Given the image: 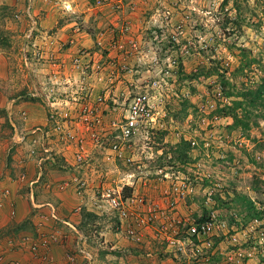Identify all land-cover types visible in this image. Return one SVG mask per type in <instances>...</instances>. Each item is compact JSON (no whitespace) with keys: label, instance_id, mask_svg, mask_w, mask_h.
I'll return each mask as SVG.
<instances>
[{"label":"crops","instance_id":"obj_1","mask_svg":"<svg viewBox=\"0 0 264 264\" xmlns=\"http://www.w3.org/2000/svg\"><path fill=\"white\" fill-rule=\"evenodd\" d=\"M25 1L27 0H0V9L9 4L14 7L23 6ZM134 1L137 4V11L130 10L128 4V7L116 10V0H103L101 5L97 4V0H33L31 3L30 14L38 22V33L34 40H28L26 39L27 31L25 32L23 50L26 48L33 55L34 44H38L44 53L38 61L25 60L24 64L29 72L31 70V74L32 72L35 74L36 79L32 82L40 86L53 85L55 74L61 77L59 85L55 84L59 97L56 99L62 102L65 99L70 101L68 108L72 110V127L75 126L74 129L79 134L87 135V132L83 130L82 122L79 121L83 104L98 107L100 114L108 122L122 113L119 112L120 110L116 114L113 112L112 108L115 105L120 109L125 108L130 94L146 91L147 87H150V81L158 76L160 67L153 63V58L156 56L155 50L159 48L167 53L168 45L166 41L162 42L155 37L156 32L163 31L159 28L160 23L154 26L155 24L149 18L153 8L157 5V0ZM19 18L21 20L16 22V27L13 23L9 25L7 22L6 25L16 30V33L25 31L28 26L22 21L26 17L20 16ZM8 19L9 17L4 18L6 21ZM176 22L173 20L174 24ZM124 25L129 26L128 31L124 30ZM167 30L169 32L173 29L167 28ZM47 33L52 35L49 37L53 39L52 45L48 43ZM101 34L103 36L102 47L97 45ZM114 41L119 42L122 47L113 46ZM132 42H137L139 49H135ZM82 49L90 51L91 57L88 60H91L94 66H106L111 61L116 63L114 67L108 64L100 73L101 78L94 76L88 79L83 89L75 83L79 78V73L73 69L72 63ZM50 55L55 59V63L50 62ZM164 62L165 60H162V63ZM197 63L198 60L194 56L187 60L184 59L181 65L182 72L183 70L193 71ZM122 65H127L129 70H123ZM111 75H113L112 79H110ZM175 75L178 76V71H175ZM69 77L73 79V83H67ZM183 86L187 89V85ZM190 86H188V91L180 89L183 96L179 97L181 99H176L173 92L169 95L166 90V102H173V107H166V116L162 118L168 123L165 129H155L149 141L142 138L138 143L137 141L134 143L136 150L145 149L148 142V148L158 152L154 160L144 163L145 167L153 168L156 164H166L164 155L160 153L168 151L173 153L182 141H189L193 137L198 141V145L192 146L187 151V162L182 163L176 160L175 154L174 165L183 169L185 163H192L202 175L209 173L204 172L202 166L204 163L213 162L214 156H218L215 149L223 145L221 138L227 134L225 130L232 119L228 118L226 126L222 127L220 132L214 131L210 135L211 132L209 130L206 132L207 128L204 124H197L196 114L191 109L182 116L178 103L186 98L185 96L191 97L189 99L194 103L199 102L206 92L200 85H195L198 89L193 91ZM31 89L26 93L23 89V92L16 98L10 100L5 98L6 101L2 107H5L7 113L2 109L0 111V264H12L14 261H19L20 264H171L177 254L159 245L152 229L144 230V240L141 243H135L120 233L117 229L118 222H116V234L109 230L104 233V224L97 227L93 236L83 229L85 228L82 224L83 221L85 222L84 211L92 209L84 208L82 203L85 200L83 201V198L75 194L73 187L61 189L58 186L60 182L69 179L74 173L71 171L73 168L68 166L69 161L48 160L44 162L43 172H41L38 156L42 151L39 146L38 153L34 157L29 155L32 133L25 143H17L16 133H30L36 126L49 128L52 124L49 121L52 108L42 103V100L30 97ZM100 97L104 98L102 102L99 101ZM62 110L64 109L60 111ZM22 112L25 113V117L22 116ZM13 130L15 134L11 139L8 133ZM55 141H58L56 135L51 134L48 142L54 150L65 151L64 155L69 151L68 153L73 155V147L69 145V147L60 148V144ZM89 146L93 148L91 144ZM251 155L250 150L248 156L243 155L249 163L246 167L260 170L259 166L254 165ZM102 161L104 162L105 159L102 158ZM57 163L62 166L63 170L58 172L54 170L53 166H57ZM106 165H108L107 162ZM116 166L113 163V168H110L109 172L112 169H114L112 172L116 171ZM233 170L234 168L232 172ZM221 173L222 175L218 177L222 181V187L217 191L212 202H206L205 199L207 186L211 184L207 178L198 182L195 195L179 202L173 209L168 208L167 193L170 186L168 180L153 176L149 182H144L139 177L132 189L134 194H145L150 201L158 202L168 212L170 218H201L212 209L221 212L226 217L231 216L233 212L244 210V207L234 202V197L239 194L254 199L257 207L264 205L259 201L261 195L264 196V191L253 184L249 173L243 172L239 176L226 172ZM87 176L89 178V174ZM212 177L216 178L213 175ZM260 177L264 180V175ZM78 205H82L81 209L73 212ZM245 212L237 215L236 221L238 222H233V224L245 225L242 224ZM231 232L236 233L247 248L257 243V232L246 233L244 228L238 230L232 228ZM104 234L109 235L106 237ZM24 236H31L39 241L40 252L37 256L27 246L21 244ZM82 236H84L83 239H81ZM42 238L49 241V246L44 247L40 240ZM97 245L100 247L98 248ZM229 245L226 235L215 237L212 262L208 264H224V253ZM79 246L91 252L93 259L88 260L85 255L79 253ZM106 248L107 250L104 251ZM44 254H46V259H43ZM262 258L258 250L246 264H256Z\"/></svg>","mask_w":264,"mask_h":264},{"label":"built area","instance_id":"obj_2","mask_svg":"<svg viewBox=\"0 0 264 264\" xmlns=\"http://www.w3.org/2000/svg\"><path fill=\"white\" fill-rule=\"evenodd\" d=\"M124 0H116V10H121ZM141 2H148L150 0H140ZM202 2L200 0H190L191 4ZM204 1V0H203ZM224 0H209L211 4H221ZM129 8L132 11H137V4L134 0H129ZM103 0H97V4L101 5ZM184 0H157V5L153 8L149 18L154 26L160 23L159 28L163 31L156 32V38L160 41L172 42L168 45V53L165 62L157 55L153 58V63L159 65L158 76L150 81V87L140 93L130 94L125 104V108H118L116 105L112 108L113 112H122L118 117L111 118L106 122L100 114L98 107H91L88 104H83L82 113L79 116V121L83 124L85 134H79L75 131V126L72 127L73 119L71 118L70 101L65 99L63 102L57 100L56 86L59 85L61 77L54 75L55 82L49 87L35 86L37 88L31 89V97H36L44 101L51 111L49 113V121L52 122L49 128L43 126L34 127L30 133L18 132L17 143L23 144L28 140V136L32 133V146L29 150V155L35 156L38 153V146L42 151L39 153L38 165L40 171L43 172V164L48 160H54L56 152L50 146L49 136L57 134L60 140H63L66 147H73L72 160L69 161V168L74 173L69 179L63 180L58 184L59 188L66 189L73 187L75 193L82 195L89 189L98 194V201L107 205L118 220L117 229L125 237L135 243H141L144 240V230L152 229L154 238L159 242L164 249H171L177 256L171 264H208L212 262V256L215 250V237L226 235L229 247L224 253V264H246L247 261L254 256L256 251H260L262 259L256 264H264V206H258L263 211L260 217H255L239 226L234 223L231 224L228 217L222 215L221 212L212 209L205 217L201 218H170L168 212L160 206L158 202L150 201L145 194H134L133 189L137 184L138 178L142 181L149 182L153 176H158L160 179H165L170 182L168 190V208H175L179 202L188 199L195 195L198 182L207 178L211 184L207 186L205 192L206 202H212L215 194L218 191V183L212 184L213 177L211 173H199L197 168L192 163H186L183 169L175 166L174 155L172 152H161L164 155L166 164H156L153 168L145 167L144 163L152 161L158 155L149 149L148 142L145 149H135L134 143L139 137L146 141L155 129H165V121L162 120L166 116V90L168 88V79L174 75L176 69L180 67L184 60L185 54L189 53L186 45L180 41V36L184 33V20L193 18V12L197 11V7L193 5L192 11L185 12ZM190 8V7H189ZM29 15L30 14V11ZM211 14V11H205ZM195 17V16H194ZM179 20L173 23V20ZM174 24V25H173ZM175 26V27H173ZM172 28V31L167 30ZM165 29V30H164ZM125 31L129 30V26L124 27ZM38 33V22L33 19L26 39L34 40ZM51 33H47L46 37H51ZM170 37V39H169ZM41 38V37H40ZM42 39V38H41ZM49 45H52L53 39H48ZM97 45L102 47L103 36H99ZM113 46L122 47L119 42L114 41ZM135 49H139L137 42H132ZM34 54L36 57H42L44 50L38 44H34ZM51 63H55V59L49 56ZM91 53L88 49H82L78 55L73 59V69L79 73V78L75 82L81 89L86 87L88 79L96 76L101 78L104 68L108 66L114 67L115 61L108 62L106 66H94L91 60ZM123 70H129L127 65H122ZM113 75L110 76V79ZM67 83H73V79L69 77ZM216 96L218 98H225L221 89L217 90ZM104 98L100 97L99 101ZM212 106V104H211ZM64 109L60 111L61 109ZM203 110V109H202ZM204 111V110H203ZM25 116V113L22 112ZM222 115L214 114L208 118L207 115L201 118V122L213 129L215 125H220L223 120ZM207 123V124H205ZM222 125V124H221ZM83 132V133H84ZM51 138V137H50ZM192 146H197L198 141L191 137L189 139ZM206 142H209L206 140ZM49 144V145H47ZM93 148H90L89 145ZM96 152V153H95ZM99 160L97 155H99ZM105 160L117 163L116 171L111 170L112 173L119 172V176L109 174V169L103 168L100 165L102 157ZM66 155L63 154L62 158ZM66 160V159H65ZM68 161V160H67ZM119 165L121 170L119 171ZM93 173L98 184H90L87 174ZM111 173V174H112ZM41 176V175H40ZM87 176V177H86ZM106 178V179H104ZM109 180L108 184L104 181ZM130 188V193L127 192ZM81 205L75 208L79 211ZM241 224V223H240ZM244 224V223H242ZM232 228H244L246 233L257 232V243L250 248L244 246L240 237L236 233H232ZM55 238V237H54ZM84 236L81 237L83 239ZM44 247L49 246V241L46 238L40 239ZM23 246H27L36 256L40 252V243L31 236H24L21 240ZM78 252L85 255L88 260L93 259L91 252L86 250L83 246H79ZM46 259V254L43 255ZM73 260V258H72ZM12 264H20L19 261H14Z\"/></svg>","mask_w":264,"mask_h":264},{"label":"rangeland","instance_id":"obj_3","mask_svg":"<svg viewBox=\"0 0 264 264\" xmlns=\"http://www.w3.org/2000/svg\"><path fill=\"white\" fill-rule=\"evenodd\" d=\"M32 1L33 0L25 1L23 6L16 5L14 7V5L10 6L9 4L0 9H5L3 12L0 11V111L2 109L5 113H7L6 109L5 107H2V104L6 101L5 98L9 100L16 98L23 92V89H25L26 93L31 87L35 89L40 86L38 83L36 84V82H32L36 79L35 74L34 72L31 74V70L29 72V69L24 64L25 60L38 61V57H36L34 52L32 53L33 55H31L26 48L23 50L25 32H28L33 21L32 16L29 15L28 12L31 11ZM200 1L202 2L198 1L196 4H191L190 0H184L185 12L192 11L191 7H193V5L197 7V11L192 13V19L183 21L185 31L180 36L181 43L186 45L189 49V53L185 54L184 59L187 60L194 56V58L198 60V65L191 72L183 70L181 75L179 72L180 67L178 70L176 69V71H178V76L173 72L174 75L169 77L167 92L169 95L173 92L176 99H181L179 97L183 96L181 95L182 90L180 89H185L183 85H187L185 91H188V86L190 85H192L190 86L191 90L198 89L195 85L203 87L206 92L202 95L203 99L199 102L194 103L190 100L191 97L185 96L186 99L196 107V112H193L191 104L183 110V106H181L182 102L178 103L182 116L188 113L189 109H191L192 112L196 114L197 124L203 125L204 123L201 122L203 116L207 115L209 118L215 114L213 111L218 105H220V103L222 105H230L233 101V98L226 97L224 93L225 98H218L216 96L218 89H221L223 92L221 84L222 78L220 77V74H224L226 79L230 80V83L234 84L237 89H241L244 82L254 84L256 81H259L261 75H263L262 68L258 61L261 60L264 64V0H224L221 4H211L208 2L209 0ZM123 2L122 9H124L127 4L129 6L128 0H124ZM205 11H211V14H208ZM20 16L26 17L22 21L25 22V25L27 23L28 26L25 31L16 33V30L14 31L10 26L7 27L6 25L8 22L9 25L13 23V26L16 27V22L21 20L19 18ZM5 17H9V19L6 21L4 20ZM176 21L178 22L179 20ZM125 26L127 25H124V27ZM166 45H168V41H166ZM241 49H246L249 57L248 59H256V61H254L250 67L239 72L238 70L243 61V52ZM155 51V54L160 57L161 60H165L170 54H176L173 52L165 53L164 50L159 48ZM214 66L220 68V70H218L219 73L216 70L214 71ZM199 69L204 71V75L196 77L195 79H187V77L197 73ZM30 92L29 96L31 97ZM34 98L39 100V98ZM170 102L165 101V107H173V102ZM42 103L46 104L44 101H42ZM228 118L231 117L224 116L220 125L216 124L213 129H210L205 125L207 128L206 132L209 130L211 132L210 135H212L214 131L220 132L222 127L226 126ZM167 124L168 123L165 122V125ZM225 131H227V134L221 138L224 146L222 145L220 148L215 149L218 156H214L212 159L213 162L210 161V163H204L202 169H204V172L207 171L216 177L213 178V184L218 183V191L222 187V181L218 177L222 175L221 172L230 173L235 176H239L243 172L249 173V177L252 179L253 184L264 191V180L260 177L261 175H264V120H259V125L253 126L247 134L243 133L240 129L229 130L227 128ZM8 134L11 136V139H13V135L15 134L14 130L12 132L10 131ZM56 137L58 141L55 142L60 144V148H66L67 145H65L64 141L60 140L57 134ZM140 139L142 138L139 137L136 139L137 143ZM209 140H212V138H209ZM253 144L255 145L253 146ZM249 150L252 154L251 157L254 165L256 164L259 166L260 170L246 167L249 163L247 158L243 157V155L248 156ZM56 151L57 150L55 149L54 152ZM63 152L65 153V151L59 152L58 150L53 161L56 162L59 159H66L68 161L72 160L73 155L71 153L69 154V151L66 152L65 157L61 158ZM99 156L100 154L97 155L98 160ZM102 158L105 159V156L101 157L100 160H102ZM205 158H207V156H205ZM105 161L108 165H106ZM105 161H100L102 163L100 165H103L101 166L103 170H105V168H108L109 170L110 168H113V163L111 161ZM58 163L56 164L57 166H53L54 170H57V172L63 170V168H61L62 166H60V164L58 165ZM114 164L116 166V163ZM121 167L123 168V166L119 165V171L121 170ZM232 168H234V172H232ZM253 172H257L258 174ZM93 173L96 172L93 171ZM112 174H115L116 177L119 176V172H114ZM112 174L110 173L107 177H110ZM89 178L90 184H98L97 182L99 181H96V176L91 174V172L89 173ZM108 182L109 180H106L104 181V184L106 185ZM76 195L83 198V201L85 200L83 202L84 204L82 203L84 208L87 209V207H90L92 209L89 211L85 210L93 215H90L89 218L86 216L85 222H82V224L85 225V228L88 225L85 229L87 233L93 236L97 227L101 225L103 226L104 224V233L109 230L116 234V222H118L116 215L108 209L105 203L98 201L99 195L94 193V189L92 191L89 189L82 195ZM259 201L264 203L263 195H261ZM73 212H77L75 211V208ZM229 218L230 217L228 216V220ZM104 235L107 237L109 234ZM97 247L99 248L100 246L97 245ZM106 250L107 248L104 251Z\"/></svg>","mask_w":264,"mask_h":264},{"label":"trees","instance_id":"obj_4","mask_svg":"<svg viewBox=\"0 0 264 264\" xmlns=\"http://www.w3.org/2000/svg\"><path fill=\"white\" fill-rule=\"evenodd\" d=\"M170 44L172 45V42L168 43V45ZM241 50L243 52V61L241 62L240 69L238 70L239 72H242L245 68L250 67L251 64L256 61V59H248L249 57L246 49ZM258 62L262 68L263 75H261L259 81H256L254 84L244 82L241 89H237L234 84L230 83V80L226 79L224 74H220V77L222 78L221 84L223 87V93L226 97L233 98V101L230 105H222L220 103L213 113L220 114L222 116H229L233 119L232 123L227 125L229 130L240 129L243 133L247 134L253 126L259 125V120H264V64L261 60ZM181 68L182 66L180 65V75L182 73ZM213 69L214 71L220 70L218 66H214ZM201 75H204V71L199 69L197 73L187 77V79H195ZM191 91H193V89ZM181 102L183 110L191 104L186 98ZM191 107L193 108V112H196V107L193 104H191ZM191 147L192 145L190 141H182L179 146L173 150L174 155L176 154L175 159L181 161L182 163L187 162L186 154ZM129 191L130 188H127L128 193H130ZM234 202L244 207V210L240 212H233L231 216L229 215V221L231 223L238 222L236 221L237 215L239 216L244 211H246L242 221L244 224L255 217H260L263 213V211L256 206L255 200L249 196L239 194L234 197ZM84 212L85 219L86 216L89 218L90 215H93L90 212ZM83 229L85 230V228Z\"/></svg>","mask_w":264,"mask_h":264},{"label":"clouds","instance_id":"obj_5","mask_svg":"<svg viewBox=\"0 0 264 264\" xmlns=\"http://www.w3.org/2000/svg\"><path fill=\"white\" fill-rule=\"evenodd\" d=\"M231 223V222H230ZM231 224H233V223H231Z\"/></svg>","mask_w":264,"mask_h":264}]
</instances>
